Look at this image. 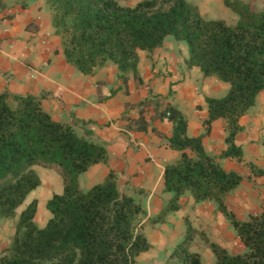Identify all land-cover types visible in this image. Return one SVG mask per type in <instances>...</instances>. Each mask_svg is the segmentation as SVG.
<instances>
[{
  "label": "trees",
  "instance_id": "obj_1",
  "mask_svg": "<svg viewBox=\"0 0 264 264\" xmlns=\"http://www.w3.org/2000/svg\"><path fill=\"white\" fill-rule=\"evenodd\" d=\"M119 1L45 0L66 62L83 75L114 64L125 82L128 73L137 76L139 51H153L168 36L184 42L188 67H198L204 77L229 85L224 97L207 99L204 124L223 119L226 149L220 157L241 160L242 150L235 144L241 130L238 122L264 91V10L224 0L237 16L229 24L204 18L187 0H141L132 7ZM147 105V100L140 104ZM162 118L173 125L169 145L180 158L165 166L163 191L171 198L149 223H163L181 208L180 198L189 194L195 203H214L244 247L232 255L186 219L185 233L164 264H202L199 253L192 250L198 235L213 253V264H264V211L239 219L226 205V197L243 177L225 171L205 153L202 136H187V121L179 110L169 106ZM135 123L137 130L145 129L141 115ZM106 161L104 147L52 119L42 108L41 97L1 94L0 220L15 217L40 186L35 166L55 170L63 186L46 203L50 218L44 227L34 222L37 201L20 211L9 245L0 252V264H134L147 252L151 245L143 232L145 212L119 190L113 171L88 191L79 187L82 173ZM248 167L252 175L264 176V169Z\"/></svg>",
  "mask_w": 264,
  "mask_h": 264
},
{
  "label": "crops",
  "instance_id": "obj_2",
  "mask_svg": "<svg viewBox=\"0 0 264 264\" xmlns=\"http://www.w3.org/2000/svg\"><path fill=\"white\" fill-rule=\"evenodd\" d=\"M239 1L264 10V0ZM190 2L206 19L229 24L237 20L224 0ZM187 57L186 44L168 36L153 51L138 52L137 76L128 73L125 82L111 63L92 75H83L66 62L45 0H0V95L41 97V106L52 119L71 125L78 135L106 150V163L95 164L81 174L78 182L82 191L103 182L113 171L119 190L137 199L146 217L157 215L171 198L163 191L165 166L180 158V152L169 145L173 125L162 118L171 106L186 118L188 137L202 136L204 152L225 171L243 177L226 197L228 208L239 219L260 214L264 211V176L252 175L248 165L264 169V91L238 122L241 130L235 144L242 150V159L220 157L226 149V123L216 119L208 127L204 124L208 118L206 101L224 97L229 85L215 77H204L198 67H188ZM146 100L148 105L140 106ZM140 115L144 130L136 129ZM179 204L181 208L160 223L170 227L165 229L166 237L179 242L187 218L228 253L244 250L214 203H195L185 194ZM49 218L34 221L42 228ZM199 241L195 240L192 250L199 253L202 264H213V253L206 245L198 246Z\"/></svg>",
  "mask_w": 264,
  "mask_h": 264
},
{
  "label": "rangeland",
  "instance_id": "obj_3",
  "mask_svg": "<svg viewBox=\"0 0 264 264\" xmlns=\"http://www.w3.org/2000/svg\"><path fill=\"white\" fill-rule=\"evenodd\" d=\"M139 1L141 0H120L119 3L123 6L132 7ZM187 1L190 2V0ZM34 170L40 177V186L28 196L24 204L17 210L15 217L0 220V252L9 245L11 237L14 233L18 215L27 204L33 200L37 201V215L35 214L34 220H37V223L42 219L44 221L48 216H50V213L46 209L47 201L52 197V195L59 194L62 191L63 182H59L58 177L60 179L62 178L55 170L38 166H35ZM134 200L138 202L137 199ZM205 209L206 211H209L208 205H206ZM150 218L152 217H144L142 225L143 232L145 233L152 249L147 254L139 255L135 259L134 264H164L166 258L177 243V240L166 237L165 229L168 228L169 230L170 227L162 226L161 224H151L149 223ZM36 225L38 226L39 224ZM195 229L197 230V228ZM197 231L203 233V235L207 237L206 234L202 232L203 230ZM196 239L197 241L200 240L199 243L197 242L198 246L206 245L201 236L198 235L194 239L193 246L196 245Z\"/></svg>",
  "mask_w": 264,
  "mask_h": 264
},
{
  "label": "built area",
  "instance_id": "obj_4",
  "mask_svg": "<svg viewBox=\"0 0 264 264\" xmlns=\"http://www.w3.org/2000/svg\"><path fill=\"white\" fill-rule=\"evenodd\" d=\"M168 115V114H167Z\"/></svg>",
  "mask_w": 264,
  "mask_h": 264
}]
</instances>
